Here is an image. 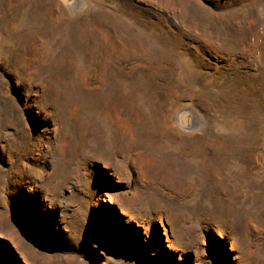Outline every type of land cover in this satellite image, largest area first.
Returning <instances> with one entry per match:
<instances>
[{
  "label": "rangeland",
  "instance_id": "374dc122",
  "mask_svg": "<svg viewBox=\"0 0 264 264\" xmlns=\"http://www.w3.org/2000/svg\"><path fill=\"white\" fill-rule=\"evenodd\" d=\"M0 264H264V0H0Z\"/></svg>",
  "mask_w": 264,
  "mask_h": 264
}]
</instances>
